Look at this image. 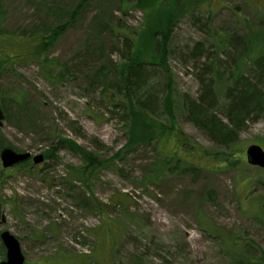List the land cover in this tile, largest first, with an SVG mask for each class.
I'll list each match as a JSON object with an SVG mask.
<instances>
[{
    "label": "rangeland",
    "instance_id": "obj_1",
    "mask_svg": "<svg viewBox=\"0 0 264 264\" xmlns=\"http://www.w3.org/2000/svg\"><path fill=\"white\" fill-rule=\"evenodd\" d=\"M168 1L172 9L190 10L174 19L165 51L163 44L146 45L147 76L127 93L129 71L124 83L119 71L129 59L126 37L134 43L152 27L140 0H0V33L11 35L66 23L78 7L48 50L49 67L18 61L0 75V151L44 157L6 169L0 160V234L9 231L19 240L24 264H252L264 255V169L249 165L245 154L254 143L264 149V111L221 140L188 109L201 81L216 83L214 71L228 75L239 62L242 75L264 88V65L237 56L252 42L257 56L264 55V0ZM238 36L246 43L233 51ZM198 42L202 55L192 56ZM163 51L166 64L158 63ZM206 65L210 72L202 75ZM215 87L214 109L224 121L225 93ZM150 90L156 107L145 113L159 138L141 143L125 128V106L128 94L138 104ZM174 126L192 143L212 153L233 151L241 162L192 167L169 153ZM61 140L106 166L87 182L77 179L72 169L82 158L57 148ZM53 149L56 158L47 155ZM121 194L126 204L118 203ZM103 219L122 230L108 237ZM5 257L0 237V261Z\"/></svg>",
    "mask_w": 264,
    "mask_h": 264
},
{
    "label": "trees",
    "instance_id": "obj_2",
    "mask_svg": "<svg viewBox=\"0 0 264 264\" xmlns=\"http://www.w3.org/2000/svg\"><path fill=\"white\" fill-rule=\"evenodd\" d=\"M196 1L198 2L199 0H191L190 4L192 2L196 4ZM168 2V0H140L139 7L141 9L148 8L147 10L150 11L148 14V22L152 27L148 30L142 31V35L139 40L134 43L131 38L126 37V41H128L126 44L129 46L130 50V54L128 56L129 59L123 67L120 65L121 69H119V71L121 73V80L123 83L124 70L128 69L129 71L128 76L125 79V91L127 93L131 89L134 90L135 86L143 84L145 81L144 77L147 76L143 68V64H145L143 52L147 49L146 45L149 44L152 46L156 44H163L165 51L167 42L171 36V28L175 24L174 19L179 17L180 14H183V12L185 13L190 10L188 7H182L181 4L175 9H172V4H169V6L165 5ZM77 9L78 7L75 8V11H73L70 20L61 25L46 26L44 29L31 32L26 35L0 33V75L4 70L8 69V67H11L12 64H15L18 61L25 62L27 60H35L45 68L49 67L50 61L47 57L48 50L74 19ZM220 35L222 36L221 33ZM220 43L223 45V42ZM250 46L251 47H247L248 50L247 48H244L241 51L243 52L246 50L245 53H242L238 60L243 62V60L248 61V59L254 58V61L258 63L256 64L257 67L264 65V55L262 57H260V55L257 56V43L252 42ZM202 49L203 45L198 42L193 48L194 53H191L192 56L201 55ZM164 51L158 63L166 64L167 56H165ZM13 52H20V54L18 53L15 56ZM250 52L254 53L252 54ZM241 65L242 64L239 62L235 69L232 68L228 72V75H224V73L219 70L214 71L216 83L212 79L210 81L211 83H204L201 81L202 90L199 96L195 99V101H191L188 105L191 119L194 120V122H197L203 129L211 133V135L216 134L219 139L221 136V140L227 135H231V133L234 134L237 129L241 128L245 122L249 120V117H253V115L264 111V88L258 85V80L257 82H252L242 75L239 68ZM206 67L208 66L206 65ZM260 79L263 82V75ZM212 85H216L215 88L218 89L217 91L225 93V109L221 111L222 115H224V121L221 117H217L219 116L218 111L214 109L218 104L219 99L217 98ZM153 92L154 90H150L148 93L149 97L143 101H139L138 104L132 102L130 95H127L128 104L125 106V110H129L128 114L130 115V119L128 120V123H126L125 128H129V136L132 140L135 139L143 143L149 142L153 136H157V139L159 138L153 124L154 118L152 115H146L148 112L153 114V110L156 107ZM168 114L173 119L174 113L172 111H168ZM171 118L170 120H172ZM173 130L174 131L171 133L170 137V142L173 148L169 151V153L171 155H178L183 161L189 162L192 167L202 168L207 166L210 161L217 162L218 165H216V167L219 168H232V166H236L239 162H241V157L237 156L233 151H220L212 153L203 146L189 141L186 134H183L179 128L175 129L174 126ZM167 140L168 138L159 140L158 147L156 146L157 149H160V151L165 149V146L163 145L167 142ZM65 146L71 148L74 153L78 154L82 158L83 164L75 169H72L73 174L81 181L87 182L91 176L98 173L106 166V162L99 160L96 155L82 149L76 143L73 144L71 141L66 143V141L61 140L60 143L57 144V148ZM56 149H53L54 151L51 152L48 151V157L56 158ZM23 163H28V161ZM161 171L162 168L159 169V172ZM126 202V194H121V198L118 200V203L126 204ZM101 230L104 231L108 237H112L116 235L118 230H122V228L118 224H114L111 220L103 219ZM112 243L113 242H111V244ZM263 263L264 255L259 256L258 259L254 258L252 264Z\"/></svg>",
    "mask_w": 264,
    "mask_h": 264
},
{
    "label": "water",
    "instance_id": "obj_3",
    "mask_svg": "<svg viewBox=\"0 0 264 264\" xmlns=\"http://www.w3.org/2000/svg\"><path fill=\"white\" fill-rule=\"evenodd\" d=\"M0 119L2 115L0 114ZM246 162L249 165L257 166L264 169V149L254 143L247 147L246 151ZM31 158L30 152L18 153L9 147H5L0 151V160L3 168L12 167L13 165L23 162ZM44 157L42 154L32 156L34 164H39L43 161ZM0 237L6 248V257L0 261V264H24L25 258L21 252L19 240L11 234L9 231H3Z\"/></svg>",
    "mask_w": 264,
    "mask_h": 264
},
{
    "label": "bare ground",
    "instance_id": "obj_4",
    "mask_svg": "<svg viewBox=\"0 0 264 264\" xmlns=\"http://www.w3.org/2000/svg\"><path fill=\"white\" fill-rule=\"evenodd\" d=\"M232 42L235 43V46L233 48V51H239V49L245 45L246 41H245V37L244 36H238V38H233ZM243 52H240L237 56L240 57L242 55ZM202 55V54H201ZM234 56V55H233ZM201 64V63H200ZM203 65V63H202ZM205 65V64H204ZM205 70L210 72V68L205 67L203 70L202 75L204 74ZM206 81H208V78H206L203 82L206 83ZM244 126V125H243ZM242 128V127H241ZM241 128H239L238 130H240Z\"/></svg>",
    "mask_w": 264,
    "mask_h": 264
}]
</instances>
